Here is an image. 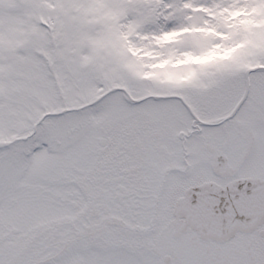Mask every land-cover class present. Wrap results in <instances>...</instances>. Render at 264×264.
I'll return each mask as SVG.
<instances>
[{
	"label": "snow or ice",
	"instance_id": "snow-or-ice-1",
	"mask_svg": "<svg viewBox=\"0 0 264 264\" xmlns=\"http://www.w3.org/2000/svg\"><path fill=\"white\" fill-rule=\"evenodd\" d=\"M0 264H264V0H0Z\"/></svg>",
	"mask_w": 264,
	"mask_h": 264
}]
</instances>
